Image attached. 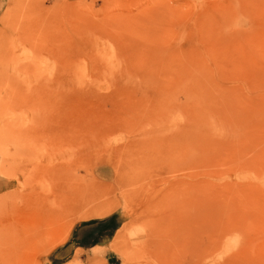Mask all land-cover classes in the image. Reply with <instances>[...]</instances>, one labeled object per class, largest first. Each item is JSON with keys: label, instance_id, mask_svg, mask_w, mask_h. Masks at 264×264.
Masks as SVG:
<instances>
[{"label": "rangeland", "instance_id": "1", "mask_svg": "<svg viewBox=\"0 0 264 264\" xmlns=\"http://www.w3.org/2000/svg\"><path fill=\"white\" fill-rule=\"evenodd\" d=\"M0 264H264V0H0Z\"/></svg>", "mask_w": 264, "mask_h": 264}, {"label": "bare ground", "instance_id": "2", "mask_svg": "<svg viewBox=\"0 0 264 264\" xmlns=\"http://www.w3.org/2000/svg\"><path fill=\"white\" fill-rule=\"evenodd\" d=\"M262 180V179H261Z\"/></svg>", "mask_w": 264, "mask_h": 264}]
</instances>
